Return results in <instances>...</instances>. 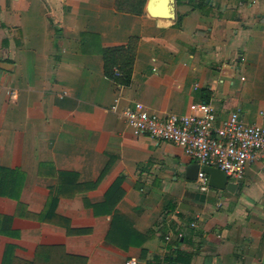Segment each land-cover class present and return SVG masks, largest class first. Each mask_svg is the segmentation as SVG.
I'll use <instances>...</instances> for the list:
<instances>
[{"label":"crops","instance_id":"1","mask_svg":"<svg viewBox=\"0 0 264 264\" xmlns=\"http://www.w3.org/2000/svg\"><path fill=\"white\" fill-rule=\"evenodd\" d=\"M131 37L123 85L103 49ZM202 101L217 125L235 110L264 124V0H177L175 18L115 0H0V264L41 246L85 264H264V157L230 177L234 192L203 191L187 176L196 158L122 116Z\"/></svg>","mask_w":264,"mask_h":264},{"label":"built area","instance_id":"2","mask_svg":"<svg viewBox=\"0 0 264 264\" xmlns=\"http://www.w3.org/2000/svg\"><path fill=\"white\" fill-rule=\"evenodd\" d=\"M116 74L122 73L117 70ZM122 116L137 133L175 142L201 165L219 167L236 180H242L248 166L264 157V124L246 121L239 110L231 112L219 125L215 106L206 101L196 103L189 114L162 115L148 109L126 108ZM198 181L203 191L210 189L206 172H199ZM126 263L139 264L137 259ZM159 264L170 263L163 260Z\"/></svg>","mask_w":264,"mask_h":264},{"label":"trees","instance_id":"3","mask_svg":"<svg viewBox=\"0 0 264 264\" xmlns=\"http://www.w3.org/2000/svg\"><path fill=\"white\" fill-rule=\"evenodd\" d=\"M147 0H115V6L118 11L133 14H143ZM138 49V38L131 37L125 45L110 46L103 49L105 72L123 85H129L132 81L135 60ZM119 70L122 74L117 75ZM62 247L41 246L32 262L26 261L15 256L9 259V253L5 256V264H85V259L70 256L67 253L62 254ZM173 261V257L169 258ZM169 262V261H168ZM171 264V263H170Z\"/></svg>","mask_w":264,"mask_h":264},{"label":"water","instance_id":"4","mask_svg":"<svg viewBox=\"0 0 264 264\" xmlns=\"http://www.w3.org/2000/svg\"><path fill=\"white\" fill-rule=\"evenodd\" d=\"M176 5L177 0H147L146 11L155 18H175ZM201 170L209 175V184L212 187L233 192L239 187V184L232 181L225 170L213 165L192 163L187 168V176L197 179Z\"/></svg>","mask_w":264,"mask_h":264}]
</instances>
